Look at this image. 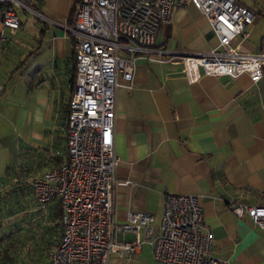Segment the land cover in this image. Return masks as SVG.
I'll list each match as a JSON object with an SVG mask.
<instances>
[{
	"label": "crops",
	"instance_id": "obj_1",
	"mask_svg": "<svg viewBox=\"0 0 264 264\" xmlns=\"http://www.w3.org/2000/svg\"><path fill=\"white\" fill-rule=\"evenodd\" d=\"M30 1L33 12L22 11L14 33L0 20V55L17 58L14 68L0 74V118L10 146L1 152L3 166L8 153L17 162L5 171L17 167L24 153L42 174L65 157L75 70L68 27L76 0ZM238 2L255 14L241 50L264 53V0ZM217 42L192 4L177 7L150 51L137 55L131 86L119 79L112 135L119 160L114 221L122 224L130 212H145L154 217L157 232L166 194L196 195L212 255L229 264H264V232L229 208L230 202L264 205V66L253 82L248 74L206 75L192 62L170 58L209 51ZM106 264L159 263L145 243L133 257L112 254Z\"/></svg>",
	"mask_w": 264,
	"mask_h": 264
},
{
	"label": "built area",
	"instance_id": "obj_2",
	"mask_svg": "<svg viewBox=\"0 0 264 264\" xmlns=\"http://www.w3.org/2000/svg\"><path fill=\"white\" fill-rule=\"evenodd\" d=\"M192 4L209 22L217 45L206 52L176 53L204 74L235 78L262 76L264 53L241 50L255 14L238 0H76L68 27L74 57L73 91L65 117V157L33 177L30 188L41 208L57 200L61 235L46 264H106L109 256L133 257L149 244L159 264H229L211 253L212 236L203 222L199 198L166 194L155 232L151 214L130 212L114 221L113 191L118 158L113 147L119 79L131 86L135 59L150 51L175 8ZM17 9L33 12L30 0H0L3 28L19 27ZM264 232V205L229 203ZM130 233L129 241L117 234Z\"/></svg>",
	"mask_w": 264,
	"mask_h": 264
},
{
	"label": "trees",
	"instance_id": "obj_3",
	"mask_svg": "<svg viewBox=\"0 0 264 264\" xmlns=\"http://www.w3.org/2000/svg\"><path fill=\"white\" fill-rule=\"evenodd\" d=\"M26 161L21 153L18 166L0 178V264H46L61 235L60 204L53 200L41 208L30 188L39 165Z\"/></svg>",
	"mask_w": 264,
	"mask_h": 264
},
{
	"label": "rangeland",
	"instance_id": "obj_4",
	"mask_svg": "<svg viewBox=\"0 0 264 264\" xmlns=\"http://www.w3.org/2000/svg\"><path fill=\"white\" fill-rule=\"evenodd\" d=\"M17 14H18V16L20 17V18H23V16H24V14H23V12L21 11V10H18L17 9ZM29 18H30V16H29ZM13 43H15L14 41H13ZM14 53H19L18 52V50H16V51H14ZM15 55V54H14ZM16 61L17 60V58H15L14 56H1L0 55V74H2L3 73V69L4 68H14L13 67V65H12V62L14 61V60ZM10 60V61H9ZM9 130V129H8ZM7 133H9L8 131H7V126H6V124H5V122H3V120L0 118V178H1V176L4 174V171H5V166H13V165H17V162H16V158L15 157H12L13 158V160H11L10 158H11V154L10 153H8L7 154V160H6V162H5V166H3V153L1 152V149L3 148V147H5L7 150L10 148V146H9V140H8V138L6 137V134ZM13 155H15V154H13ZM38 173V172H37ZM34 174L33 172L30 174V176H29V180L33 177L32 175L34 174V177L35 176H38V174ZM32 176V177H31ZM28 180V181H29Z\"/></svg>",
	"mask_w": 264,
	"mask_h": 264
}]
</instances>
